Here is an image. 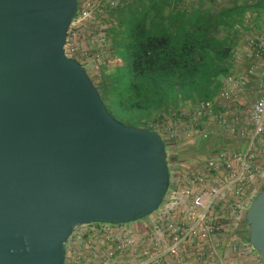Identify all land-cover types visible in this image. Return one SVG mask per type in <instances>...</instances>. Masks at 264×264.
I'll list each match as a JSON object with an SVG mask.
<instances>
[{
    "label": "water",
    "instance_id": "obj_1",
    "mask_svg": "<svg viewBox=\"0 0 264 264\" xmlns=\"http://www.w3.org/2000/svg\"><path fill=\"white\" fill-rule=\"evenodd\" d=\"M76 0H0V264H63L76 225L154 212L161 138L116 121L66 55ZM264 264V187L244 213Z\"/></svg>",
    "mask_w": 264,
    "mask_h": 264
},
{
    "label": "built area",
    "instance_id": "obj_2",
    "mask_svg": "<svg viewBox=\"0 0 264 264\" xmlns=\"http://www.w3.org/2000/svg\"><path fill=\"white\" fill-rule=\"evenodd\" d=\"M132 1L76 0L69 27L73 23L84 25L94 15L105 17L109 11ZM183 1L186 3L181 9L185 11L195 2ZM245 81L240 75H226L221 89L211 99L171 109L164 124L147 122L150 131L155 132L169 150V154L164 150L167 188L157 209L145 216H151L147 229L134 233L113 231L106 226L110 222H104L96 242L105 245V251L100 255L89 251L94 264H121L119 259L123 254L132 257L130 264H163L166 258L175 264H191L188 255L200 261L205 254L215 256L222 247L230 252L228 257L242 247L252 248L248 239L241 241L232 232L245 223V210L264 185V168L254 163L264 145V78L253 102L245 109L243 119L223 104L237 102V94ZM212 121L238 139L237 147L213 148L193 166L182 168L175 156L179 145L206 140L213 130L201 125ZM76 238L80 240V234ZM63 264L85 263L81 252L69 246L66 251L64 248ZM216 264L223 263L218 259Z\"/></svg>",
    "mask_w": 264,
    "mask_h": 264
},
{
    "label": "trees",
    "instance_id": "obj_3",
    "mask_svg": "<svg viewBox=\"0 0 264 264\" xmlns=\"http://www.w3.org/2000/svg\"><path fill=\"white\" fill-rule=\"evenodd\" d=\"M165 3H128L109 27L118 35L112 45L123 63L103 104L128 126L151 130L147 122L167 117L180 104L211 99L220 87L218 78L227 73L235 10L164 13Z\"/></svg>",
    "mask_w": 264,
    "mask_h": 264
},
{
    "label": "crops",
    "instance_id": "obj_4",
    "mask_svg": "<svg viewBox=\"0 0 264 264\" xmlns=\"http://www.w3.org/2000/svg\"><path fill=\"white\" fill-rule=\"evenodd\" d=\"M147 1L149 0H133L132 2L146 3ZM185 3L183 0H166L163 11L164 13H170L173 10H180L182 8L181 5L183 6ZM192 4L191 10H235L233 17L237 21L231 28H228L230 57L227 61V73L218 78L220 87H218L217 92L221 89L226 75H240L246 78L241 92L237 94V102L234 104L230 102L223 103L225 107L233 110L243 119L245 109L253 102L258 93L259 85L264 78V0H221L219 3L214 2V0H195ZM221 32L223 31L221 30ZM248 71H250L249 74L247 73ZM201 126L210 127L213 132L206 140L199 139L192 144L185 143L179 145V149L183 150V153L179 154L180 158H178L182 168L193 166L197 159L203 157L213 148H229L237 147L238 145V139L224 132L217 122L203 123ZM254 163L258 167L264 168V145L263 149L256 155ZM261 187H264V185H261ZM150 219L151 216L118 224L108 223L106 226L113 231H129L134 233L135 230L147 229ZM102 225H105V223L92 222L74 226L70 236L65 241V251L69 246L75 247L76 250L81 252L85 264H94L93 259L89 256V251L97 252L99 255L105 251V245L97 244L96 242L101 236L99 229ZM232 233L239 240L246 241V224H240ZM79 234L80 240L76 238ZM106 247L109 248L110 245ZM217 251L218 253L215 256L205 254L200 261L194 260L192 255H188L187 258L191 264H216L218 259L223 264H258L259 262V253L253 248L244 249L242 247L230 257H228L230 252L227 248L222 247ZM119 260L121 264H130L132 257L128 254H123ZM163 264L175 263L172 259L166 258Z\"/></svg>",
    "mask_w": 264,
    "mask_h": 264
},
{
    "label": "rangeland",
    "instance_id": "obj_5",
    "mask_svg": "<svg viewBox=\"0 0 264 264\" xmlns=\"http://www.w3.org/2000/svg\"><path fill=\"white\" fill-rule=\"evenodd\" d=\"M120 8L109 11L105 17L94 15L84 25L76 26V23H73L69 27L65 38L64 51L66 55L81 63L99 96L103 99L104 104L108 103L107 92L114 83L117 68L123 63L112 45L113 40L118 35L115 34L113 36L109 32V27L116 22L117 11ZM220 32L217 33L219 34ZM109 45L110 48L113 47V51L109 48ZM162 115L154 118L152 122L164 124L167 117ZM111 116L116 121L123 123L118 114L113 113ZM164 150L169 154L168 148L164 147ZM182 151V149L177 151L175 155L177 160L180 158L179 154L183 153ZM141 218L146 217L142 216Z\"/></svg>",
    "mask_w": 264,
    "mask_h": 264
}]
</instances>
